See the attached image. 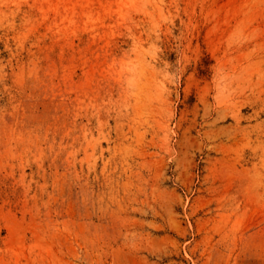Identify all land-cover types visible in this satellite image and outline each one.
<instances>
[{
	"label": "rangeland",
	"instance_id": "rangeland-1",
	"mask_svg": "<svg viewBox=\"0 0 264 264\" xmlns=\"http://www.w3.org/2000/svg\"><path fill=\"white\" fill-rule=\"evenodd\" d=\"M0 264H264V0H0Z\"/></svg>",
	"mask_w": 264,
	"mask_h": 264
}]
</instances>
